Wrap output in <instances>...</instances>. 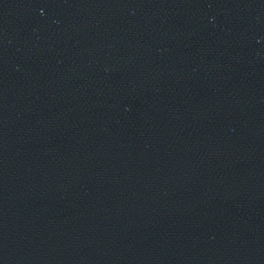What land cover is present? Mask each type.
<instances>
[{"label": "water", "instance_id": "obj_1", "mask_svg": "<svg viewBox=\"0 0 264 264\" xmlns=\"http://www.w3.org/2000/svg\"><path fill=\"white\" fill-rule=\"evenodd\" d=\"M0 264H264V0H0Z\"/></svg>", "mask_w": 264, "mask_h": 264}]
</instances>
